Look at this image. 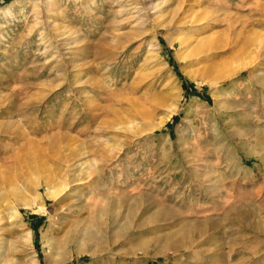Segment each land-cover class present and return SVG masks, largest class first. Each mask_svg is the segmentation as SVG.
I'll list each match as a JSON object with an SVG mask.
<instances>
[{
	"label": "rangeland",
	"instance_id": "374dc122",
	"mask_svg": "<svg viewBox=\"0 0 264 264\" xmlns=\"http://www.w3.org/2000/svg\"><path fill=\"white\" fill-rule=\"evenodd\" d=\"M260 219L264 0H0V264H264Z\"/></svg>",
	"mask_w": 264,
	"mask_h": 264
},
{
	"label": "bare ground",
	"instance_id": "6f19581e",
	"mask_svg": "<svg viewBox=\"0 0 264 264\" xmlns=\"http://www.w3.org/2000/svg\"><path fill=\"white\" fill-rule=\"evenodd\" d=\"M136 6V5H135ZM157 5H153V6H151V7H146V8H144V7H133L134 8V13H136V15H137V17H139V15L137 14L138 13V11L142 8L143 10V13L144 14H147V17L149 16H155L156 14H155V12H157L158 10H159V6H158V8L156 7ZM153 9L152 11H149V9ZM37 9V8H36ZM159 14V13H158ZM142 20V18H140V20H138V22H140ZM213 22V21H212ZM44 23V22H43ZM199 26H196V28H194V27H192L190 30H188V34L189 35H191V36H193V35H198V32H200L202 29H203V27H205V26H208V25H212V24H208V25H203V24H198ZM200 28V29H199ZM199 29V30H198ZM59 34H57V36H58ZM60 35H63V34H60ZM56 35H55V37H57ZM190 36V37H191ZM190 37H187V39H189ZM208 41H209V36H205V37H203L202 39L200 38L199 40H196V43L193 45V48L191 49L192 50V55H196V54H198V53H200V52H202V51H205V49L207 48V44H208ZM62 44V43H61ZM64 44V43H63ZM175 105V104H174ZM142 111V110H141ZM245 133V132H244ZM245 169V168H244ZM60 180H61V182H60V188L58 189V192L59 191H61V190H63L64 188H66L68 185H67V181H65V180H63V179H61L60 178ZM67 185V186H66ZM46 192L48 193V196L50 195V196H54L55 194H56V188H55V186H52V185H49L48 183H46ZM209 187V186H208ZM212 187V186H211ZM248 193V192H247ZM37 211H44V208L42 207V206H38L37 207V209H36ZM232 211V210H231ZM156 213V212H155ZM237 213V212H236ZM230 213H229V211L228 212H225V216H227V215H229ZM261 216V215H260ZM253 219V218H252ZM261 220V222L263 223V226H264V219H260ZM260 222V221H259ZM258 222V223H259ZM249 224V223H248ZM251 224V223H250ZM253 224V223H252ZM188 224H186V226H187ZM190 225L191 224H189L188 225V227H189V229H190ZM186 226H183L184 227V231L182 232V231H180L179 233H176V235L177 236H179V235H182V234H184L185 233V231H186ZM250 225H248V227H249ZM182 227V226H181ZM180 230V229H179ZM252 230V229H251ZM257 230V229H256ZM264 230V229H263ZM262 230V231H263ZM190 231V230H189ZM224 231V230H223ZM175 232H178V231H175ZM254 232V231H253ZM174 232H172V234H173ZM262 234H263V236H264V231L262 232ZM175 234L174 235H170V233H168V236L166 237V239H167V247H168V249H178V248H181L182 246H184V244H183V242H181L182 240H183V238H182V240L181 241H179L178 239H176L175 238V236H176ZM197 235H199V234H197ZM256 235V234H255ZM257 235H259V233L257 234ZM182 236H184V235H182ZM29 237L31 238V233L29 234L28 233V235H27V233H26V239L27 240H29ZM181 237V236H180ZM189 238V237H188ZM187 238V239H188ZM181 239V238H180ZM185 239V238H184ZM86 240V239H85ZM84 239H83V241H85ZM88 240H93V237H92V235H90L89 237H88ZM191 240V239H190ZM166 241V240H165ZM184 241V240H183ZM80 242V241H79ZM81 242H82V240H81ZM49 244H50V242H49ZM80 244V243H79ZM159 246V245H158ZM183 248V247H182ZM177 251V250H176ZM52 254V253H51ZM51 254H49V255H47V257H46V262H47V264H60V263H62L64 260H65V258L64 257H53ZM31 263L32 264H37V260L34 258V259H31Z\"/></svg>",
	"mask_w": 264,
	"mask_h": 264
}]
</instances>
